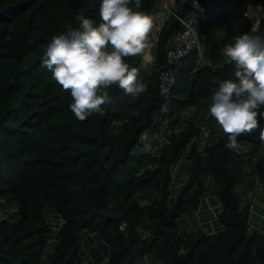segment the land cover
I'll use <instances>...</instances> for the list:
<instances>
[{
    "label": "trees",
    "instance_id": "16d2710c",
    "mask_svg": "<svg viewBox=\"0 0 264 264\" xmlns=\"http://www.w3.org/2000/svg\"><path fill=\"white\" fill-rule=\"evenodd\" d=\"M249 1L173 0L178 14L197 20L203 53L174 65L176 84L164 96L159 74L172 66L167 50L184 28L171 14L153 24L142 53L125 58L146 90L132 96L112 84L105 111L81 120L68 107L71 90L41 58L54 34L79 26L78 14L98 22L99 0H0V264H264V207L247 200L264 174V141L256 130L226 147L228 134L208 111L219 82L238 79L223 49L254 30ZM160 2L143 0L141 10L150 15ZM145 130L159 152L144 148ZM48 208L60 214L56 231ZM82 230L96 242L87 251Z\"/></svg>",
    "mask_w": 264,
    "mask_h": 264
},
{
    "label": "clouds",
    "instance_id": "9594fccd",
    "mask_svg": "<svg viewBox=\"0 0 264 264\" xmlns=\"http://www.w3.org/2000/svg\"><path fill=\"white\" fill-rule=\"evenodd\" d=\"M143 0H99L96 19L78 14V27L54 34L48 41L41 65L64 90H71L68 107L78 119L103 113L110 100L107 87L118 84L139 96L147 85L138 69L125 59L142 53L153 27V18L141 10ZM111 45V50H109ZM223 51L236 63L238 79H223L212 94L208 111L228 134L226 147L238 146L243 133L258 130L264 141V33L245 31Z\"/></svg>",
    "mask_w": 264,
    "mask_h": 264
},
{
    "label": "built area",
    "instance_id": "2783aa9c",
    "mask_svg": "<svg viewBox=\"0 0 264 264\" xmlns=\"http://www.w3.org/2000/svg\"><path fill=\"white\" fill-rule=\"evenodd\" d=\"M171 14H175L180 19L184 28L174 35L167 50L168 59L172 63V66L164 68L159 74L161 91L164 96H169L176 84L174 65L181 62L193 50L198 51L200 54L203 53V42L197 29V20L178 14L173 8V0H161L160 8L156 12L150 13L153 18V24H156L158 28H161L165 24L166 19ZM254 30H259L260 32L259 26L254 27ZM142 142L147 151L152 153L159 152L160 144L153 139L149 130H145L142 133ZM122 227H124V224Z\"/></svg>",
    "mask_w": 264,
    "mask_h": 264
},
{
    "label": "rangeland",
    "instance_id": "374dc122",
    "mask_svg": "<svg viewBox=\"0 0 264 264\" xmlns=\"http://www.w3.org/2000/svg\"><path fill=\"white\" fill-rule=\"evenodd\" d=\"M248 13L250 15V17L253 19L254 21V27H258L259 24H260V21L262 19V17L264 16V7H263V4L259 1H256V0H250L249 3H248ZM155 35H153L151 41L149 42V47L147 49V52L145 54V59H144V68L147 72H151L152 71V68L155 64V52L153 50V46H154V41H155ZM205 141V138L201 137V140L200 142L201 143H204ZM184 162H187L188 166H189V163L187 161V159L185 158L183 160ZM187 164H182V166L184 168L187 167ZM186 170V169H184ZM181 168L180 169H177L175 174H177V176H175L173 182H174V186H173V190H172V198H175L176 195L179 193V188L181 186V181L183 180L182 178L185 176V173H183V171ZM188 171V169H187ZM184 174V175H183ZM251 175H253L251 169L249 170L248 169V173H246L243 178L241 179V181L239 182V189L241 190L242 189V185L245 183L246 179L250 178ZM256 180V185L254 186L253 188V192L249 194L247 200L248 201H251L253 204L257 203V205H260L261 202H263V198L261 196H259L260 194L261 195H264V174L263 175H259L255 178ZM257 194V196H259V198L257 196H255ZM208 195H212L210 191H208ZM247 201L245 200L244 203H246ZM4 207V204L1 203L0 201V219L3 217V216H6L7 212H6V209L3 208ZM264 207V205H263ZM14 208V207H13ZM12 208V210H13ZM209 208V212L211 214H213V209L211 210L210 207ZM195 215V217L197 218V222L200 224L199 222V215L197 212H194L193 213ZM47 215L49 217V221L51 222L54 230L56 231L60 222L61 221V217H60V214L59 212L56 210V209H53V208H48L47 209ZM253 218V217H252ZM186 221L189 220V215L186 216L185 218ZM208 222V225L206 224H203L204 225V229L208 228L209 225H210V221H207ZM259 223L262 222V218L260 217L259 220H258ZM191 226V225H189ZM252 226H253V223H252ZM262 229H264V226L261 227ZM91 236H93V234L90 232V231H85V230H82V233H81V239H82V247H83V250L84 251H87L88 247L92 246V244H96L95 240L93 239H90ZM57 240L55 239V232L53 233L52 235V239H51V244H50V249L53 248L55 242Z\"/></svg>",
    "mask_w": 264,
    "mask_h": 264
},
{
    "label": "crops",
    "instance_id": "0c3cea01",
    "mask_svg": "<svg viewBox=\"0 0 264 264\" xmlns=\"http://www.w3.org/2000/svg\"><path fill=\"white\" fill-rule=\"evenodd\" d=\"M258 198H259V196H258ZM260 204H261V205H264V202H261ZM202 212H206V209H203V211H201V213H202ZM201 217H202V214H201ZM204 223H205V222H204Z\"/></svg>",
    "mask_w": 264,
    "mask_h": 264
}]
</instances>
